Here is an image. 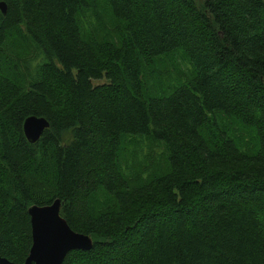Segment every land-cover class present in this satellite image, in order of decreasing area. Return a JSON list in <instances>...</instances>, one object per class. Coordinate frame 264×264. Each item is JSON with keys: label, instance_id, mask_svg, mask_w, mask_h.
Returning <instances> with one entry per match:
<instances>
[{"label": "trees", "instance_id": "16d2710c", "mask_svg": "<svg viewBox=\"0 0 264 264\" xmlns=\"http://www.w3.org/2000/svg\"><path fill=\"white\" fill-rule=\"evenodd\" d=\"M2 2L0 255L59 198L63 264H264V0Z\"/></svg>", "mask_w": 264, "mask_h": 264}, {"label": "water", "instance_id": "95a60500", "mask_svg": "<svg viewBox=\"0 0 264 264\" xmlns=\"http://www.w3.org/2000/svg\"><path fill=\"white\" fill-rule=\"evenodd\" d=\"M0 6L6 13L5 3L2 2ZM48 126L46 118L31 115L24 122V132L29 141L36 142ZM61 210L62 201L59 198L51 204H33L29 207L33 242L24 264H63L70 251L93 247L92 236L72 229ZM0 264L13 263L0 255Z\"/></svg>", "mask_w": 264, "mask_h": 264}, {"label": "rangeland", "instance_id": "374dc122", "mask_svg": "<svg viewBox=\"0 0 264 264\" xmlns=\"http://www.w3.org/2000/svg\"><path fill=\"white\" fill-rule=\"evenodd\" d=\"M17 50L13 54L16 58L19 59V61H22L24 59H31L32 55L28 48L24 47L23 44H17Z\"/></svg>", "mask_w": 264, "mask_h": 264}]
</instances>
